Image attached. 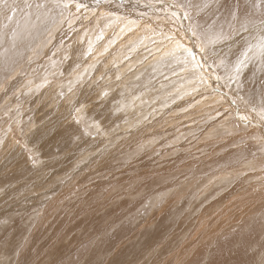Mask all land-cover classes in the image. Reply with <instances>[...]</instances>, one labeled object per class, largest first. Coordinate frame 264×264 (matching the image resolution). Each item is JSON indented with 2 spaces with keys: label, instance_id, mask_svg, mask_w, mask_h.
I'll use <instances>...</instances> for the list:
<instances>
[{
  "label": "rangeland",
  "instance_id": "rangeland-1",
  "mask_svg": "<svg viewBox=\"0 0 264 264\" xmlns=\"http://www.w3.org/2000/svg\"><path fill=\"white\" fill-rule=\"evenodd\" d=\"M232 1L0 0V264H264V12Z\"/></svg>",
  "mask_w": 264,
  "mask_h": 264
},
{
  "label": "bare ground",
  "instance_id": "bare-ground-1",
  "mask_svg": "<svg viewBox=\"0 0 264 264\" xmlns=\"http://www.w3.org/2000/svg\"><path fill=\"white\" fill-rule=\"evenodd\" d=\"M137 1V0H136ZM155 1V0H154ZM200 1V0H199ZM221 1V0H220ZM227 1V0H226ZM232 1V0H231ZM82 2V1H81ZM157 2V1H156ZM196 2V1H195ZM223 2V1H222ZM221 2V3H222ZM230 2V1H229ZM237 3H239L240 4V10L238 11V13H239V17H241V22H243V21H246V19L245 18H247V17H249V16H253L254 17V19H257L258 18V16H259V14H254V13H252L249 9H252V8H257L258 9V11H261V12H264V7L263 6H261L260 8H258L257 7V5H259L260 3H261V1L260 0H237L236 1ZM153 3H155V2H153ZM152 3V4H153ZM221 3H217V4H221ZM232 3H233V1H232ZM227 4V3H226ZM220 6V8H222V6L221 5H218V7ZM235 8V6H231V7H229V4H228V11L229 10H231V9H234ZM136 9V8H135ZM150 11V10H149ZM159 11V10H158ZM228 11H223V12H226V18H228V23H229V25H230V21L231 22H233L234 21V24H235V26L236 25H238L239 24V21L238 20H234V18H231L230 17V15H229V12ZM116 12V11H115ZM114 12V13H115ZM128 12V11H127ZM152 12V11H151ZM122 13V12H121ZM139 14V13H138ZM151 14V13H150ZM96 15H97V13H96ZM114 15V16H113ZM116 15H117V17L120 15V14H112V20L110 19V21L111 22H114V21H118L119 23H122V24H118L115 28L116 29H114L116 32H115V34L117 33V36L118 35H124L122 32H126V33H129V34H127V36H125V37H122V38H125L124 40H126L125 42H123L122 43V41H121V37H119V42H121L122 44L120 45V47L123 45V46H125L124 45V43L125 44H128V46H131L132 47V53H133V50L134 49H140L141 48V50L143 51H145V50H147V49H143V46L146 44V43H148V41H149V39L147 38V37H149L151 40V42H153V44H151V49H150V51L151 50H157V49H159V50H163V52L162 53H160V54H158L157 55V53H156V55L155 56H162V55H164V51H166L165 50V48L164 47H167V49L169 50L167 53H168V55H174L175 53H181L182 54V56L184 57L185 55H187L186 53H191L192 51H191V48H190V45H188V43H191L190 41H186L187 39L185 38H183L181 35V40H179V38H175V39H173V38H171V39H167L168 40V43L167 44H163L164 46H161V43H160V40L163 38V37H166V36H168V33L166 32L169 28H171L170 26H168V28H166V27H163V25H164V19H163V21L162 22H158V20L159 21H161L162 19L161 18H163V17H157V18H160V19H157V20H153V22L151 21V19L149 20V19H147V20H149L148 21V24L147 25H144L143 27H140V25H138V23L137 22H139V20H137L136 18H134V17H129V18H126V19H121V20H118L119 18H116ZM147 15V14H146ZM154 15V14H153ZM158 15V14H157ZM106 17V16H105ZM149 17H151L150 15H149ZM238 17V16H237ZM238 17V18H239ZM152 18V17H151ZM102 19H104V18H102ZM105 19H107V18H105ZM153 19V18H152ZM154 19H156V14H155V16H154ZM96 22H97V20H95ZM107 22L109 21L108 19L106 20ZM105 21V22H106ZM99 22V21H98ZM100 22H103V20H101ZM143 24H144V22H143ZM142 24V25H143ZM104 25H106V24H104ZM108 25V24H107ZM111 25V24H110ZM228 25V26H229ZM100 26V25H99ZM101 26L103 27V25L101 24ZM166 26V25H165ZM102 27H100V29L102 28ZM105 27V26H104ZM108 27V26H107ZM224 27H225V25L224 26H220V28L222 29L221 30V32L224 30ZM233 27V26H232ZM111 28V27H110ZM113 28V27H112ZM105 29V28H104ZM104 29H102L101 31H102V33H104ZM141 30L140 31V33L138 32V30ZM111 29H107L106 30V34H107V32H109ZM92 31V30H91ZM90 31V32H91ZM174 31V30H173ZM111 32H112V30H111ZM138 32V33H137ZM155 32V33H154ZM170 32H172V31H170ZM215 32L217 33V29L215 30V29H211V35L212 36H214L215 35ZM230 32V31H229ZM95 33V32H94ZM125 33V34H126ZM153 33L154 34H158V36L156 35V37H154V35H153ZM231 33V32H230ZM229 33V34H230ZM136 34H139L138 36H135ZM105 35V34H104ZM208 36V35H207ZM177 37H179V35L177 36ZM101 38V37H100ZM147 39L146 41L144 40V39ZM154 38V39H153ZM204 38H206V37H204ZM208 38V37H207ZM42 39V38H41ZM199 39V38H198ZM39 40H40V38H39ZM123 40V41H124ZM141 40H144V42H142ZM249 40H251L250 38H249ZM162 41V40H161ZM39 42V41H38ZM196 44L198 43V40L196 39ZM205 42H207V41H205ZM204 42V43H205ZM248 42V41H247ZM195 44V43H194ZM199 44V43H198ZM200 45V44H199ZM244 45V44H243ZM197 46V45H196ZM201 46L202 45H200V48H201ZM135 47V48H134ZM199 47V46H198ZM199 48V49H200ZM202 48H204L203 46H202ZM198 49V48H197ZM206 49V48H205ZM204 49V50H205ZM201 50H203V49H201ZM127 51V50H126ZM134 51H136V50H134ZM156 52H158V51H156ZM118 53V52H117ZM122 54H123V52H121ZM144 53V52H143ZM203 53V52H202ZM119 54V53H118ZM127 54V53H126ZM135 54H137V53H135ZM166 54V53H165ZM194 54V53H193ZM192 54V55H193ZM196 54V53H195ZM121 55V54H120ZM123 55H125V53L123 54ZM167 54H166V56H168ZM179 55V54H178ZM186 57V56H185ZM154 58V57H153ZM123 60V59H122ZM155 60V59H154ZM191 60V59H190ZM167 61H168V59H167ZM192 61V60H191ZM207 61V60H206ZM164 62H165V60H164ZM174 62V61H173ZM185 62V61H184ZM189 62V61H188ZM155 63H158V62H154V64ZM160 63V62H159ZM167 63V62H166ZM182 63V62H181ZM219 63V62H218ZM169 64V63H168ZM189 64H190V62H189ZM101 65V64H100ZM131 65V64H130ZM162 65H163V62H162ZM217 65H219V64H217ZM104 66V65H103ZM183 66V65H182ZM187 66V65H186ZM207 66V65H206ZM216 67H219V66H216ZM106 68V67H105ZM183 68H184V66H183ZM186 68H188V67H186ZM202 68H203V66H202ZM222 68V67H221ZM102 70V69H101ZM185 70V69H184ZM206 70V69H205ZM181 71V70H180ZM217 71V70H216ZM208 73V72H207ZM231 73V72H230ZM136 74V73H135ZM210 75H212V74H210ZM226 75V74H225ZM189 77H190V75H189ZM205 77V78H204ZM226 77V76H225ZM246 77V76H245ZM202 78V77H201ZM221 78V77H220ZM191 78H189L187 81L189 82V80H190ZM203 79H205V81H206V75L204 76L203 75ZM219 79V78H218ZM171 80V79H170ZM182 80V79H181ZM256 80V79H255ZM186 81V82H187ZM191 81V80H190ZM209 82H210V80H208ZM182 82V81H181ZM180 82V83H181ZM200 82V81H199ZM202 82H204V81H202ZM185 83V82H184ZM205 83V82H204ZM253 83H254V81H253ZM21 84V83H20ZM206 84V86H207V83H205ZM204 84V85H205ZM212 84V83H211ZM201 85H203V84H201ZM213 85V84H212ZM106 86V85H105ZM182 86V85H181ZM187 86V85H186ZM208 87V86H207ZM210 88V87H209ZM246 88V87H245ZM100 89V88H99ZM207 89V88H206ZM247 89V88H246ZM188 90H190V89H188ZM188 90H187V92H188ZM194 90V89H193ZM213 90V89H212ZM172 91V90H171ZM182 91V90H181ZM180 91V92H181ZM96 93V92H95ZM182 93H183V91H182ZM188 94H189V92H188ZM171 95V94H170ZM214 96V95H213ZM141 97V96H140ZM181 98V97H180ZM166 100V99H165ZM182 100V99H181ZM213 100V99H212ZM150 102V101H149ZM189 103H191L192 102V99H190V101H188ZM187 102V103H188ZM205 102V101H204ZM171 103V102H170ZM187 103H186V105H187ZM214 103H215V101H214ZM184 104V103H183ZM212 104V103H211ZM215 104H217V103H215ZM261 104V103H260ZM128 105V104H127ZM185 105V104H184ZM182 106L181 107V110H183V108L184 107H186V106ZM189 105H191V104H189ZM213 105V104H212ZM77 106V105H76ZM180 106V105H179ZM190 107V106H189ZM223 107V106H222ZM118 108H122V107H118ZM186 108H188V107H186ZM214 108H216V107H214ZM226 108V107H225ZM164 109V108H163ZM190 109V108H189ZM203 109H206V107H204ZM120 110V109H119ZM118 110V111H119ZM196 110V109H195ZM195 110L194 111H192L191 113H194L195 112ZM212 110V109H211ZM165 111V110H164ZM185 111L187 112V110L185 109ZM198 111H200L199 109H198ZM197 111V112H198ZM215 111H217V110H215ZM166 112V111H165ZM184 112V111H183ZM151 113V112H150ZM162 113V112H161ZM216 113V112H215ZM219 113V112H218ZM223 113V112H222ZM178 114V113H177ZM212 114V113H211ZM214 114V113H213ZM230 114V113H229ZM156 115V114H155ZM184 115V114H183ZM189 115V114H188ZM222 115H224V114H222ZM247 115V114H246ZM187 116V115H186ZM190 116V115H189ZM215 116H217V114L215 115ZM218 116H221V114H218ZM243 116H244V114H243ZM177 117V116H176ZM212 117H214L213 115H212ZM216 118V117H215ZM218 119L220 118V117H217ZM152 119V118H151ZM176 119H179V117H177ZM185 119H186V117H185ZM191 119V118H190ZM241 119H243V118H241ZM220 121V120H219ZM221 122V121H220ZM239 122V121H238ZM148 123V122H147ZM175 123V122H174ZM182 123V122H181ZM186 123V122H185ZM176 126V125H175ZM192 126V125H191ZM239 126V125H238ZM243 126V125H242ZM189 127H190V125H189ZM191 129L193 128V127H190ZM189 129V128H188ZM187 129V130H188ZM232 129V128H231ZM192 130H194V128L192 129ZM164 132V131H163ZM178 132V131H177ZM176 132V133H177ZM194 132V131H193ZM188 133V132H187ZM192 133V132H191ZM126 135H128V134H126ZM137 134H135V136H136ZM229 135V134H228ZM182 137V136H181ZM177 145V144H176ZM182 147V146H181ZM184 147V146H183ZM192 147V146H191ZM182 157V156H181ZM211 166V165H210ZM214 170V169H213ZM208 171V170H207ZM196 175H197V173H196ZM201 175V174H200ZM214 175V174H213ZM194 182V181H193ZM196 182V181H195ZM101 183H103V182H101ZM86 184V183H85ZM104 184V183H103ZM263 189H264V187H263ZM179 194V193H178ZM197 194V193H196ZM225 194V193H224ZM225 196V195H224ZM219 199V198H218ZM216 202V201H215ZM212 207V206H211ZM206 209H209V208H206ZM237 210V209H236ZM208 211V210H207ZM217 213H219V214H221V216L220 215H215V217H206V219L205 218H203V214H202V216H200L199 217V220H198V223L196 224H194L195 226H196V229H195V231L196 230H205V229H207L210 225L211 226H213L214 228H216V230H223L224 229V227L223 228H219V226L221 225V224H223L224 223V221H226L227 219H228V215L227 214H225L226 215V217L224 218L223 216H222V213L221 212H217ZM196 219V218H195ZM240 227V226H239ZM126 229V228H125ZM122 230H124V229H122ZM120 231V230H119ZM115 234H116V232H114ZM112 234V233H111ZM120 235H122V234H120ZM124 235V234H123ZM111 236V235H110ZM109 239H110V237H109ZM184 246H185V244H184ZM221 246H222V248L220 249L221 251H220V253H217V252H211V254H210V256H209V260H208V262H207V264H219L223 259H224V256H223V254H225V252H226V248H227V245H226V240H223V242H222V244H221ZM186 247V246H185ZM226 247V248H225ZM84 249V248H83ZM82 249V250H83ZM183 249H186V248H184L183 247ZM189 249V248H188ZM193 249L194 248H192V250H191V252L193 251ZM82 250L80 251V252H82ZM83 251H85V249L83 250ZM186 251V250H185ZM75 252V251H74ZM176 253V252H175ZM84 253H82L81 255H83ZM185 254V256H189L190 255V253H187V251L184 253ZM80 255V254H79ZM75 257V256H74ZM81 257V256H80ZM183 257V256H182ZM76 258V257H75ZM78 258H76V260H77ZM186 260V259H185ZM78 261V260H77ZM73 263H74V260H73ZM86 263V262H85ZM88 263V262H87ZM189 264V263H188Z\"/></svg>",
  "mask_w": 264,
  "mask_h": 264
}]
</instances>
